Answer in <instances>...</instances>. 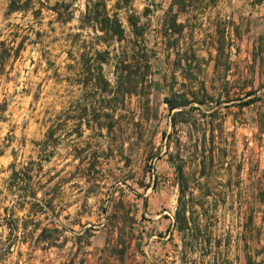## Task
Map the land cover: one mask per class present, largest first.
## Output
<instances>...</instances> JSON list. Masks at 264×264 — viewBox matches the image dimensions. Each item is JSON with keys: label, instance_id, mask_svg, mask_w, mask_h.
I'll return each mask as SVG.
<instances>
[{"label": "rangeland", "instance_id": "rangeland-1", "mask_svg": "<svg viewBox=\"0 0 264 264\" xmlns=\"http://www.w3.org/2000/svg\"><path fill=\"white\" fill-rule=\"evenodd\" d=\"M33 1L0 0V264H264V89L238 100L264 86V0Z\"/></svg>", "mask_w": 264, "mask_h": 264}, {"label": "trees", "instance_id": "trees-1", "mask_svg": "<svg viewBox=\"0 0 264 264\" xmlns=\"http://www.w3.org/2000/svg\"><path fill=\"white\" fill-rule=\"evenodd\" d=\"M92 1L93 0H89L88 4H90V2H92ZM181 2L185 3L184 0H182ZM56 6H61V5H59L57 3ZM34 8L35 7H34V1L33 0H8V12L9 13L26 12L29 10H31V11L33 10V14L37 15L39 13V11L34 10ZM84 19L87 20L88 22L98 23L100 31H102L104 34H107L111 38H115L117 42H121L123 40L124 30L122 28V25H121L119 19L117 18V15L116 14L108 15V13L105 10V7L103 8V10H99L97 8L96 4H94L93 6L87 5L86 6V12L84 14ZM129 22H130L131 28L133 29V33H135V30L137 29L136 23H134L132 21H129ZM173 23H175V21ZM19 51H20L19 47H17V48H8V47L2 48V50L0 52V67L4 66L3 61H4V54L5 53H7V52L12 53L13 52L12 55L15 57L19 53ZM146 57H147V55H146ZM125 58H127L126 60L133 61L134 55L132 54L130 57L126 56ZM126 60L124 58L123 59L119 58L118 62L116 64V85H117L116 87L126 83V81H123L124 74L128 69H130L132 67V63H125ZM252 60H253V62H255V55L254 54L252 55ZM146 68H147V70H150V68H151L149 65L148 59H147V67ZM260 89H264V86L259 87L258 89L250 87V89L247 92H245L241 98L238 99L240 101V105L241 106H249V105L257 102L259 100V97H257V93ZM204 93L205 92L203 90L188 93L192 96V99L191 100H184V102L180 103V104L174 103L171 98L165 97L164 103L167 104L168 110L172 114L173 110H175L176 108H178L180 106L184 107V106L190 105L191 103H194V102L195 103L197 102L199 105L205 104L206 101L203 97ZM0 108L2 109V106H0ZM171 126L173 127V129L175 128L174 115L171 118ZM183 211H185V210L183 209ZM102 212L105 213L106 211L103 209ZM183 213H180L177 211L176 216H175V222L177 224H179L180 214H183ZM183 223H185L183 226H178L179 231L187 230V228H186L187 223H186L185 217H184ZM54 232H57V231L55 230ZM107 244H109V241H107ZM126 248H127V246H123L122 251L118 252L117 250H114V252L121 254L123 251L126 250ZM76 253H78V252H76ZM75 258H76V254L71 259L70 264H73Z\"/></svg>", "mask_w": 264, "mask_h": 264}, {"label": "crops", "instance_id": "crops-1", "mask_svg": "<svg viewBox=\"0 0 264 264\" xmlns=\"http://www.w3.org/2000/svg\"><path fill=\"white\" fill-rule=\"evenodd\" d=\"M238 24V23H237ZM248 26H249V33L245 36V37H247L248 39H249V42L251 43V44H253L252 46V50H251V58H252V55L254 54V52H257L258 50H259V48H258V43H257V39L259 38H261V37H264V20H262L260 23H248ZM263 40V39H262ZM255 55V54H254ZM256 59H257V57L255 56V62H256ZM252 62H253V60H252ZM255 62H253V64L255 63ZM260 90H263V89H260ZM259 90V91H260ZM164 219L162 220V221H164L165 223H167V224H169L170 225V227L172 228V226H173V223H172V218L171 217H167V216H164L163 217ZM95 233V235H93L92 237H91V239L92 238H96L97 236H96V233H99V231H95L94 232ZM107 241H109V240H106L105 241V243H104V247L100 250V253H101V255H103V254H105L106 253V251H107V248L109 247V244H107ZM91 244V243H90ZM89 244V245H90ZM75 255V254H74ZM73 255V256H74ZM100 255V256H101ZM73 258V257H72ZM71 258V259H72ZM101 259L99 258L98 259V263H99V261H100ZM70 262H71V260H70ZM74 262H75V259H74ZM74 262H73V264H74Z\"/></svg>", "mask_w": 264, "mask_h": 264}]
</instances>
